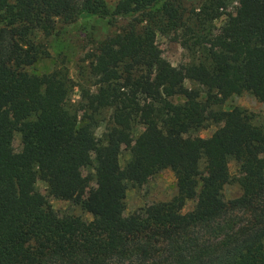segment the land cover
Returning a JSON list of instances; mask_svg holds the SVG:
<instances>
[{
  "label": "trees",
  "instance_id": "16d2710c",
  "mask_svg": "<svg viewBox=\"0 0 264 264\" xmlns=\"http://www.w3.org/2000/svg\"><path fill=\"white\" fill-rule=\"evenodd\" d=\"M235 1L224 13L226 0L189 8L117 0L111 11L103 0H0V264H264V131L240 107L211 109L243 91L264 102V0ZM91 16L132 18L99 42L95 91L82 95V109L112 110L103 143L92 139L90 115L83 121L64 107L65 73L27 70L47 57L34 31L48 35L57 20ZM150 29L178 35L192 61L183 70L158 61ZM185 78L205 88L203 100ZM208 119L221 122L208 137L183 136ZM135 122L142 129L133 139ZM120 145L129 151L123 168ZM230 157L239 160L240 193L224 200ZM90 165L93 174L83 175ZM162 168L173 172L177 193L124 215L126 183ZM36 180L91 219L57 214ZM186 200L194 205L182 212Z\"/></svg>",
  "mask_w": 264,
  "mask_h": 264
},
{
  "label": "rangeland",
  "instance_id": "374dc122",
  "mask_svg": "<svg viewBox=\"0 0 264 264\" xmlns=\"http://www.w3.org/2000/svg\"><path fill=\"white\" fill-rule=\"evenodd\" d=\"M202 0H182L186 8L196 7ZM109 11L112 10L117 0H103ZM235 0H226L224 13H232ZM140 17V16H136ZM225 14L220 15L217 19L210 22L209 29L214 32L225 20ZM132 22V18L122 16H91L88 18H76L71 22L64 23L57 20L54 28L48 35H43L39 31H34L32 38L35 41L44 43L46 47L47 57L41 58L31 65L27 70L34 73L50 72L52 70H61L69 78V90L64 100V107L70 111L77 110V115L86 121L90 115L92 139L95 143H103L106 132L111 126V108H101L95 112L87 108L82 109L84 103L82 95L86 92L93 94L95 91V83L97 75L95 74V64L98 55L97 46L99 42L106 36L118 32L128 23ZM140 24H144L141 22ZM139 27V24H137ZM151 37L158 53V61L169 66L174 70H183L187 64L192 61V56L186 48H184L179 40H175L178 36L172 31L162 32L150 29ZM183 86L186 88H194L199 91V98H205V88L200 84L185 78ZM180 97L174 96L172 102H180ZM240 107L251 115L252 122L259 125L264 131V102L257 100L252 94L243 91L240 94H232L227 97L219 105H211L213 110H229L232 107ZM221 122L215 119H208L197 129L188 130L183 136L192 137H208ZM142 126L135 122L131 125V136L134 139L141 131ZM13 153L20 150V136L18 132H14L12 137ZM129 159V151L127 147L120 145L118 150V164L121 168ZM94 163V162H93ZM92 163V165H93ZM205 160L203 157L199 159V167L203 170ZM92 165L82 169V174H93ZM239 160L230 157L227 160V169L230 180L222 186L220 196L222 199H230L240 193L238 185L233 180L237 174ZM90 185L94 186L93 181ZM33 188L40 194L49 205V207L59 215L78 216L84 222L91 219L80 205L74 204L69 200H63L49 195L46 184L41 180H36ZM177 193L176 181L173 172L168 168H162L152 175L142 184L126 183L124 196V211L127 215L133 211L145 207L150 203L167 201ZM194 200H186L181 208L182 212L193 208ZM264 246V240H263Z\"/></svg>",
  "mask_w": 264,
  "mask_h": 264
}]
</instances>
